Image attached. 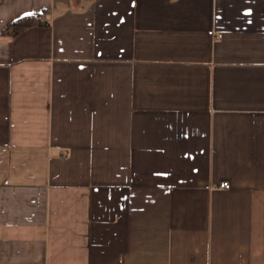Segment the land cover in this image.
Wrapping results in <instances>:
<instances>
[{
    "label": "crops",
    "instance_id": "obj_1",
    "mask_svg": "<svg viewBox=\"0 0 264 264\" xmlns=\"http://www.w3.org/2000/svg\"><path fill=\"white\" fill-rule=\"evenodd\" d=\"M0 264H264V0H0Z\"/></svg>",
    "mask_w": 264,
    "mask_h": 264
},
{
    "label": "trees",
    "instance_id": "obj_2",
    "mask_svg": "<svg viewBox=\"0 0 264 264\" xmlns=\"http://www.w3.org/2000/svg\"><path fill=\"white\" fill-rule=\"evenodd\" d=\"M40 16H33V17H28V18H23L15 23L12 24V26L15 28L14 32H18L21 29L30 26L34 24L37 20H39Z\"/></svg>",
    "mask_w": 264,
    "mask_h": 264
},
{
    "label": "built area",
    "instance_id": "obj_3",
    "mask_svg": "<svg viewBox=\"0 0 264 264\" xmlns=\"http://www.w3.org/2000/svg\"><path fill=\"white\" fill-rule=\"evenodd\" d=\"M210 34L215 36L214 31H211ZM217 37H221V35H218ZM219 187L222 189H229L231 187V184L228 181H224L219 185Z\"/></svg>",
    "mask_w": 264,
    "mask_h": 264
}]
</instances>
